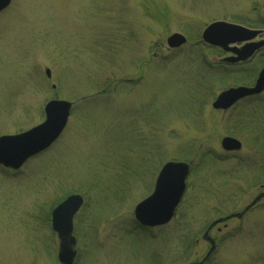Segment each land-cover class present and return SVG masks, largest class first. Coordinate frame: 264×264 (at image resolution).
I'll return each mask as SVG.
<instances>
[{
    "label": "rangeland",
    "instance_id": "rangeland-1",
    "mask_svg": "<svg viewBox=\"0 0 264 264\" xmlns=\"http://www.w3.org/2000/svg\"><path fill=\"white\" fill-rule=\"evenodd\" d=\"M263 19L264 0H12L0 13V134L40 122L52 98L73 105L48 148L0 165V264H59L51 211L70 193L83 196L75 264L199 260L207 224L264 190V93L214 109L251 72L222 63L226 51L201 35L215 20ZM174 32L187 40L169 48ZM226 135L239 151L221 147ZM174 159L193 170L175 216L138 228L135 205ZM210 234L204 264H264V198Z\"/></svg>",
    "mask_w": 264,
    "mask_h": 264
},
{
    "label": "water",
    "instance_id": "water-1",
    "mask_svg": "<svg viewBox=\"0 0 264 264\" xmlns=\"http://www.w3.org/2000/svg\"><path fill=\"white\" fill-rule=\"evenodd\" d=\"M9 3L10 0H0V10L8 6ZM247 31L243 26L217 21L204 29L202 39L212 44L225 46L232 41L245 40ZM185 41V37L179 33H173L167 38L169 47L179 46ZM238 54L237 57L226 58V60H238L245 57L239 52ZM263 87L264 68L259 73L252 88L244 86L230 88L221 93L213 105L216 108H226L238 98L259 92ZM70 106L69 101L50 100L45 105L46 119L43 123L16 135L1 136L0 163L7 167L18 168L27 158L46 148L65 126ZM222 145L226 149H236L240 143L227 137L222 141ZM187 173L188 164L186 162L168 161L163 165L158 174L153 193L135 207V218L140 224L154 226L164 224L171 219L183 195ZM262 196H264V192L258 194L242 212L232 213L212 221L202 235L203 239L209 242V250L200 261L191 264H202L214 250L215 242L208 233L212 226L233 216L240 217ZM82 203V196L73 193L56 205L51 212V225L58 239L57 259L60 264H74L76 238L73 235V216Z\"/></svg>",
    "mask_w": 264,
    "mask_h": 264
},
{
    "label": "flooded vegetation",
    "instance_id": "flooded-vegetation-1",
    "mask_svg": "<svg viewBox=\"0 0 264 264\" xmlns=\"http://www.w3.org/2000/svg\"><path fill=\"white\" fill-rule=\"evenodd\" d=\"M251 29H255V30H257V32L250 33L248 39L245 41V44L247 45V49L250 52L249 57L246 58L244 61L234 62V63L230 64V65L240 64V65H246V66L250 67L249 70L251 73H249L250 76H248V75L247 76L250 77L251 79L249 80L248 83L245 84L248 86L254 85L255 80H256L260 70L264 67V19L259 23L258 27L251 28ZM255 59L257 60L256 65L253 64V61ZM255 73H256V76L254 75ZM263 93H264V89L260 93L255 94V95H251L248 97L256 96L259 94L261 95ZM261 104H264V102ZM155 178H154V182H153V188H154ZM261 191H259V192H261Z\"/></svg>",
    "mask_w": 264,
    "mask_h": 264
},
{
    "label": "bare ground",
    "instance_id": "bare-ground-1",
    "mask_svg": "<svg viewBox=\"0 0 264 264\" xmlns=\"http://www.w3.org/2000/svg\"><path fill=\"white\" fill-rule=\"evenodd\" d=\"M175 162H177V160H174ZM186 180H187V176L185 178V187H186ZM67 197V196H66ZM66 197H64L60 202H62ZM60 202H58L57 204H59Z\"/></svg>",
    "mask_w": 264,
    "mask_h": 264
}]
</instances>
